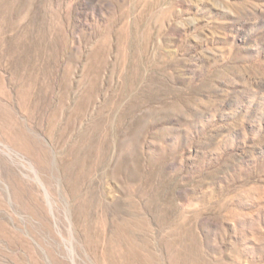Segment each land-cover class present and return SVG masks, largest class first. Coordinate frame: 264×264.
Masks as SVG:
<instances>
[{
	"label": "rangeland",
	"instance_id": "obj_1",
	"mask_svg": "<svg viewBox=\"0 0 264 264\" xmlns=\"http://www.w3.org/2000/svg\"><path fill=\"white\" fill-rule=\"evenodd\" d=\"M0 264H264V0H0Z\"/></svg>",
	"mask_w": 264,
	"mask_h": 264
}]
</instances>
